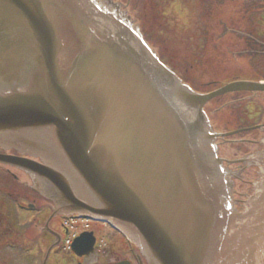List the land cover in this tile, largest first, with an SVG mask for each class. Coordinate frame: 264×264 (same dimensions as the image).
Returning <instances> with one entry per match:
<instances>
[{
  "label": "water",
  "instance_id": "1",
  "mask_svg": "<svg viewBox=\"0 0 264 264\" xmlns=\"http://www.w3.org/2000/svg\"><path fill=\"white\" fill-rule=\"evenodd\" d=\"M236 91L264 83L194 92L111 0H0V147L41 159L0 163L27 171L53 217L107 221L148 264H264V170L237 214L227 136L204 112ZM73 246L91 253L93 235Z\"/></svg>",
  "mask_w": 264,
  "mask_h": 264
},
{
  "label": "rangeland",
  "instance_id": "2",
  "mask_svg": "<svg viewBox=\"0 0 264 264\" xmlns=\"http://www.w3.org/2000/svg\"><path fill=\"white\" fill-rule=\"evenodd\" d=\"M115 1L131 2V14L137 15L151 47L156 48L160 57L181 77L189 80L193 76L192 86L197 91L206 93L210 88L215 90L213 87L237 77L255 80L249 77L251 71L254 72L252 76L264 78V47L257 43V40L264 41V0H155L152 4L144 0ZM226 2L230 4L226 5ZM250 102L257 104L255 110L248 106ZM206 113L215 131L220 133L262 125L264 94L226 95L208 104ZM263 135L259 131L229 139L259 140ZM249 149L256 148L222 144L220 155L227 159H240ZM26 182L29 183V179ZM13 203L16 207L10 214L18 236L10 240L17 247L8 255L0 253V264H41L43 248L46 249L55 240L51 233L45 231L38 236L50 210H21L17 207L18 202ZM62 221L61 216L51 221L50 227L55 235L62 231ZM35 222L40 225L39 228L33 227ZM75 225L77 232L84 230V223ZM91 225L101 234L102 247L99 254L84 264H114L132 260L128 251L132 243L108 225L94 222ZM105 243L108 245L106 249L103 248ZM54 263L75 264V261L72 255L60 249L52 256L51 264Z\"/></svg>",
  "mask_w": 264,
  "mask_h": 264
},
{
  "label": "flooded vegetation",
  "instance_id": "3",
  "mask_svg": "<svg viewBox=\"0 0 264 264\" xmlns=\"http://www.w3.org/2000/svg\"><path fill=\"white\" fill-rule=\"evenodd\" d=\"M136 6H138V5H136ZM130 7H131V2H129V4L127 5V8L129 11L131 9ZM134 16L137 18V15L134 14ZM247 104L249 106H252L253 110H255V106L257 105L254 102H250ZM249 113H251V112H249ZM257 142H258V140H251V139H249V141L244 140V139L231 140L229 142V144L226 146H229V145H235V146L250 145L252 147H255L256 149H252V150L249 149L248 150L249 152H247L246 155H249V153L256 152L258 150L259 145H257ZM247 143H249V144H247ZM4 154L10 155L13 157L20 156L16 151H5L2 148H0V155H4ZM243 156H245V155H243ZM243 168H246V166H243ZM243 168H240L236 171L237 172L241 171L242 176H245V177L247 176L248 178L251 179V177H252L251 175H253V174L252 173H250V175L247 174V173H249V171L244 170ZM243 170H244V172H243ZM26 179H27V177L25 176V174L22 171H20L16 168H13V167H8L6 165L5 166L0 165V253H3L4 255L5 254L8 255L12 250L13 251L16 250L15 248L11 249L10 247H7L12 242L10 240L11 237L18 236L16 234H14L15 229H14V226L12 224V216L10 214V211L16 207V205L13 202H15V203L18 202L21 205L27 207L31 204H34V205L37 204V201H39V198H40V197L34 195L31 191H29ZM245 183H249V182L246 179L244 181H241L239 183L240 187H238L236 189V197H238L240 201H242L246 198L245 194L242 191V188L247 185ZM248 189H250L249 186H248ZM38 204H37V207L39 206ZM40 204L42 205V202H40ZM48 206H50V205H48ZM25 250H27V248H25ZM47 251L44 252V258H46L45 256H46ZM99 252H100L99 249H96L95 252L93 254H91V256H83L81 258L73 255L75 264H84L88 260H90L91 257L99 254ZM53 253H54V251H52L50 254V260H49L48 264H51V260H52L51 256ZM25 264H29V263L25 262ZM54 264H56V263H54ZM107 264H110V263H107Z\"/></svg>",
  "mask_w": 264,
  "mask_h": 264
}]
</instances>
